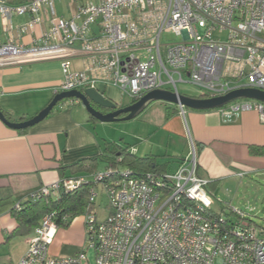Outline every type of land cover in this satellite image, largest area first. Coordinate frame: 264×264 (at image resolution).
<instances>
[{
    "label": "built area",
    "instance_id": "obj_1",
    "mask_svg": "<svg viewBox=\"0 0 264 264\" xmlns=\"http://www.w3.org/2000/svg\"><path fill=\"white\" fill-rule=\"evenodd\" d=\"M55 1L0 0L5 23L12 14L33 15L20 32L39 22L42 6L50 10L49 27L39 41L0 40V67L57 60L63 76L59 92L95 88L102 80L132 101L151 90L179 94L178 83L208 97L238 88L264 91V0H82L68 18L55 15ZM167 29L179 40L162 43ZM78 53L87 63L74 70L72 59ZM226 107L230 113L254 110L264 122V103L258 100L238 99ZM208 183L198 174L190 142L187 156L173 171L137 174L107 166L40 187L13 207L89 185L83 247L67 256L50 252L55 231L63 228L56 222L57 212L50 211L32 229L17 264H88V249L94 264H264V228L228 204L215 213ZM99 185L110 208L100 221L94 217ZM227 208L237 222L222 215Z\"/></svg>",
    "mask_w": 264,
    "mask_h": 264
},
{
    "label": "crops",
    "instance_id": "obj_2",
    "mask_svg": "<svg viewBox=\"0 0 264 264\" xmlns=\"http://www.w3.org/2000/svg\"><path fill=\"white\" fill-rule=\"evenodd\" d=\"M24 1L4 0L6 4ZM61 1L63 7L56 9L55 3L61 5ZM81 1H55V15L68 18ZM49 14V8L42 6L39 22L25 32H20V28L32 19V14H12L8 23L0 15V40L10 39L23 45L39 41L49 27ZM86 63V57L78 53L72 59V68L81 70ZM62 79L57 60L0 67V109L8 114L11 121L27 120L59 92ZM95 88L113 100L118 108L132 102L126 95L128 100L121 101L119 90L102 80L97 81ZM153 103L158 106L146 114L148 129L143 138L132 136L130 141L122 138L123 145L112 143L135 149L136 155L135 146L141 142L149 146V150L157 148L159 153L154 154L157 163H167L168 167L175 169L187 156L190 142L199 145L198 174L208 179V191L213 194L236 180L241 182L245 177L264 175V155H254L249 151V146H264V122L254 110L230 113L227 107L192 110L162 101ZM99 123L110 122H90L84 107L73 99L57 105L45 119L24 132L11 129L0 121V189H9L14 201H19L29 192L62 178L88 176L103 170L106 163L93 172L70 175L67 170L63 174L60 172V168L80 159L100 155L106 144H111L98 138L96 128ZM151 140L155 145H148ZM148 153L153 154L144 151L138 156ZM77 218L81 219L80 223L72 226ZM16 227L17 223L8 211L0 214V264H17L27 248L32 230L26 235L16 236L13 235ZM56 237L58 241L55 242ZM83 242L84 224L80 216L75 217L67 228L55 231L49 249L55 256L73 255L82 248Z\"/></svg>",
    "mask_w": 264,
    "mask_h": 264
},
{
    "label": "trees",
    "instance_id": "obj_3",
    "mask_svg": "<svg viewBox=\"0 0 264 264\" xmlns=\"http://www.w3.org/2000/svg\"><path fill=\"white\" fill-rule=\"evenodd\" d=\"M196 97V96H194ZM197 97H208L207 95H199ZM61 100L57 103L66 101ZM76 99H73V101ZM235 101V100H234ZM153 101L148 102L147 105ZM233 102V101H231ZM229 102V103H231ZM229 103L223 104L213 109L226 107ZM56 105V106H57ZM146 105V106H147ZM55 106V107H56ZM145 106V107H146ZM54 107V108H55ZM53 108V109H54ZM192 110H210V109H192ZM4 116L10 120L6 112L1 110ZM51 113V112H50ZM89 116V121L92 123L98 122L95 118ZM11 121V120H10ZM26 129H20L18 132H24ZM196 155L199 152V145L194 144ZM249 151L254 155H264V146H249ZM157 156L151 153L143 156L136 155L130 148H122L116 144H106L103 152L95 157L80 159L67 167L60 168L61 174L66 170L68 175L79 172H93L97 169L100 163H106L107 166H122L131 169L137 174L144 172H162L166 171L168 165L159 164L156 161ZM121 158L118 162L117 159ZM106 166V167H107ZM89 185H83L76 190L63 192L56 196L41 195L36 199H25L21 201L20 208L15 209L13 206L17 201L12 198V193L9 189H0V214L8 211L17 223V227L13 235H26L39 223L41 217L50 211H56L58 217L56 222L63 228H67L71 221L83 214L84 208L88 203ZM21 200V199H20ZM19 200V201H20ZM68 217L65 223L60 221L61 217Z\"/></svg>",
    "mask_w": 264,
    "mask_h": 264
},
{
    "label": "rangeland",
    "instance_id": "obj_4",
    "mask_svg": "<svg viewBox=\"0 0 264 264\" xmlns=\"http://www.w3.org/2000/svg\"><path fill=\"white\" fill-rule=\"evenodd\" d=\"M60 3H55L56 9L63 7V1ZM166 32L161 35L162 43H170L175 40H179L177 36H175L171 29H167ZM178 92L182 95L187 96H198L199 92L198 90L188 84V83H178ZM170 89V88H169ZM118 98H121V101L126 102L128 99L127 97L117 91ZM153 102L150 105H147L144 109H142L135 117L129 119V120H119L115 122L110 123H99L98 127L96 128V133H98V138L100 141H104L103 139H106L107 141L120 143L123 142L122 138H125L127 141L129 139H132V136H137L138 138L144 137L145 133L148 129V124L146 122V114H148L151 110L155 109L158 105H152ZM162 108V107H159ZM98 110L100 112L105 113V109L102 107H98ZM148 112V113H147ZM155 112V111H154ZM93 128V127H92ZM94 132V134L96 135ZM97 136V135H96ZM130 141V140H129ZM104 144V143H103ZM154 144V142L149 141L148 145ZM123 145V144H122ZM155 145V144H154ZM137 154L142 155L144 151H150L153 154L159 153L157 152V148L153 150H149V146L146 147L142 144H136ZM134 152L135 149H130ZM172 164V163H171ZM103 164H99V170L102 167ZM122 167V166H121ZM175 170V168L168 167L167 171ZM101 186L99 185L97 188L98 197L94 203V209H95V219L100 221L105 219L108 214L110 213V208L108 206L107 197L105 192L102 190ZM209 197L212 200V206L211 209L215 213H222L221 211L223 208V203H229L230 207H233L235 209H240L244 213H246L247 218L250 219L257 228H264V175H257L255 177L250 178H243V180L240 182V180H236L232 183H229V185H226L223 190H218L216 194H213L209 192ZM229 217V219L232 222H237L239 220L238 216H236L229 208L225 210V214ZM83 218V214L80 215ZM77 216V217H80ZM81 219L77 218L76 221L72 224V226H76V224L80 223ZM80 226V225H79ZM78 230V228H76ZM58 241V237L55 238V242ZM83 247V243H82ZM86 252V261L88 264H94V254L92 249H88Z\"/></svg>",
    "mask_w": 264,
    "mask_h": 264
},
{
    "label": "water",
    "instance_id": "obj_5",
    "mask_svg": "<svg viewBox=\"0 0 264 264\" xmlns=\"http://www.w3.org/2000/svg\"><path fill=\"white\" fill-rule=\"evenodd\" d=\"M244 98L255 99L264 103V91L254 88H238L223 95L204 98L177 94L168 90H151L127 106L116 109V104L113 100L107 98L96 88L86 87L81 90L73 89L56 93L43 109L27 120L19 122L10 121L0 109V121L14 130L29 128L45 119L57 103L64 99L78 100L88 115L99 122H115L135 117L150 101L167 102L188 109H213L231 101ZM98 107H102L108 111L105 113L100 112Z\"/></svg>",
    "mask_w": 264,
    "mask_h": 264
},
{
    "label": "flooded vegetation",
    "instance_id": "obj_6",
    "mask_svg": "<svg viewBox=\"0 0 264 264\" xmlns=\"http://www.w3.org/2000/svg\"><path fill=\"white\" fill-rule=\"evenodd\" d=\"M118 107L116 106V109H117ZM120 116H122V115H120Z\"/></svg>",
    "mask_w": 264,
    "mask_h": 264
}]
</instances>
